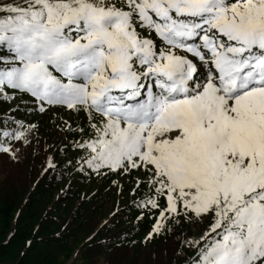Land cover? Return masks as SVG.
I'll use <instances>...</instances> for the list:
<instances>
[{
	"label": "snow or ice",
	"instance_id": "1",
	"mask_svg": "<svg viewBox=\"0 0 264 264\" xmlns=\"http://www.w3.org/2000/svg\"><path fill=\"white\" fill-rule=\"evenodd\" d=\"M17 97L85 113L81 170L145 173L148 240L207 220L185 264H264V0H0V102ZM34 128L0 120V153Z\"/></svg>",
	"mask_w": 264,
	"mask_h": 264
},
{
	"label": "trees",
	"instance_id": "2",
	"mask_svg": "<svg viewBox=\"0 0 264 264\" xmlns=\"http://www.w3.org/2000/svg\"><path fill=\"white\" fill-rule=\"evenodd\" d=\"M35 107L29 97L0 102V120L36 125L30 143L11 142L18 160L0 153V264H185L182 240L199 237L208 221H169L173 231L148 240L158 210L141 206L152 195L145 183L137 188L145 173L81 170L73 144L85 113Z\"/></svg>",
	"mask_w": 264,
	"mask_h": 264
},
{
	"label": "rangeland",
	"instance_id": "3",
	"mask_svg": "<svg viewBox=\"0 0 264 264\" xmlns=\"http://www.w3.org/2000/svg\"><path fill=\"white\" fill-rule=\"evenodd\" d=\"M143 172L140 171L138 174L135 175V177L142 176Z\"/></svg>",
	"mask_w": 264,
	"mask_h": 264
}]
</instances>
